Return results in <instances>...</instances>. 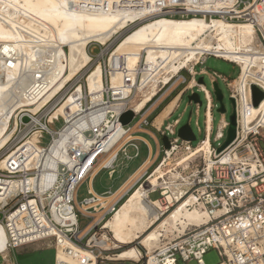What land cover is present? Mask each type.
I'll return each instance as SVG.
<instances>
[{"label":"built area","instance_id":"2783aa9c","mask_svg":"<svg viewBox=\"0 0 264 264\" xmlns=\"http://www.w3.org/2000/svg\"><path fill=\"white\" fill-rule=\"evenodd\" d=\"M124 1H134L138 7L151 5L150 0ZM153 1L158 6L169 3L177 9L158 17H209L251 24L255 31L256 65L243 69L239 61L204 52L197 63H188L177 73H169L168 80L164 81L163 75H168L164 73L148 87L143 84L141 93L137 86L141 85L140 70L144 65L140 63L135 85L129 73L123 71L124 87L129 88V92L123 94V89L112 90L107 81L112 70L110 60L114 58L111 54L107 59L105 90L99 95L92 96L86 82L77 74L66 84L69 88L63 97V91L59 92L36 113L17 111L9 124V130L14 127L15 130L7 144L10 148L2 156L3 168H0V225L8 238L7 252L52 240L54 264H139L142 260L145 264L150 261L153 264H178L179 261L204 264L203 257L210 250L217 252L220 264H264V118L255 113L257 106L252 94L253 86L264 92V0ZM203 8L214 10L208 12ZM209 57L237 67V76L230 79L217 73L210 75L204 68L196 71ZM206 75L211 85L217 83L216 79L222 81L234 104L235 137L223 149L229 121L221 120L212 136V113L218 105L205 85L197 82L198 76L204 80ZM179 87L181 89L170 98L172 90ZM77 88L81 89L75 96L78 110H66L64 116L51 120L57 106ZM185 93H202L206 101L204 136L199 141L189 142L178 137L175 129L180 125L179 119L168 122ZM145 98L146 103L136 110V104ZM172 103V113L165 120L167 124L154 128L150 115L163 104L164 109ZM188 103L195 106V113L202 106V102ZM127 111H132L134 118L139 117L140 130L154 128L166 138L167 146H160L158 162L144 170L116 202L105 203L109 193L98 196L89 192L76 205L79 185L98 169H112L116 156L113 161H106L129 138L132 121L127 125L121 123ZM58 122L62 123L61 127L51 130ZM198 131L200 133L199 128ZM45 134L49 135V141L42 146ZM32 136L37 139L35 144H27ZM102 156L106 157L100 160ZM141 188L145 190L146 203L160 204L161 208L155 206L159 218L183 206L204 212L207 221L201 225L190 224L182 233L171 234L170 238L162 237L159 248L153 250L151 256L147 250L141 253L135 247L140 255L138 260H117L119 253L128 247L113 248L110 233L102 236L103 222L114 214L125 197ZM154 193L159 197L151 200L150 195ZM77 208L87 216L104 213L81 233ZM77 249L89 252L94 260L81 255ZM0 258L3 264L9 262L7 255L0 254Z\"/></svg>","mask_w":264,"mask_h":264},{"label":"bare ground","instance_id":"6f19581e","mask_svg":"<svg viewBox=\"0 0 264 264\" xmlns=\"http://www.w3.org/2000/svg\"><path fill=\"white\" fill-rule=\"evenodd\" d=\"M150 3L138 7L134 1L125 3L124 0H0V150L10 148L6 144H10L15 127L9 130V124L17 111L36 113L41 110L89 64L87 45H106L130 24H135L134 29L117 44L114 58L110 60L111 89H123V94L129 92V88L124 87L123 71L129 73L135 85L142 53L145 54L144 68L140 70L141 85L137 86L141 93L143 84L148 87L164 73L168 74L163 75L164 81L168 80L169 73H177L188 63H197L204 52L239 61L243 69L256 65L255 31L251 24L209 17H158L166 13V9L172 13L177 9L169 3L160 6L153 0ZM203 10L212 12L214 9ZM62 45L68 48L67 54ZM103 80L98 64L86 78V87L92 96L104 90ZM80 92L77 88L65 98L51 120L64 116L66 110H78L75 96ZM151 92L154 94L153 87ZM145 102L146 98L137 103L135 109H141ZM254 111L264 118V98ZM36 140L32 136L27 144L34 145ZM112 155L106 162L113 161L116 154ZM3 162L0 158V168ZM144 195V188L134 189L111 219L103 222V229L111 234L112 247H128L119 253L117 260H138L139 251L130 247L137 240L151 256V252L159 248L163 234H180L190 224L201 225L207 221L204 212L183 206L160 220L155 207L161 208L160 204L149 205ZM0 227V244L6 246L0 254L7 255L8 238ZM77 251L94 260L89 252Z\"/></svg>","mask_w":264,"mask_h":264},{"label":"rangeland","instance_id":"374dc122","mask_svg":"<svg viewBox=\"0 0 264 264\" xmlns=\"http://www.w3.org/2000/svg\"><path fill=\"white\" fill-rule=\"evenodd\" d=\"M166 10H168L167 12H170V9H166ZM175 11H177V10H175ZM134 25L135 24H130L127 27H125L123 30L118 32L113 38H111V40L109 42H107L106 45H100L97 43H91V44L87 45L86 53L89 55V57L92 60L89 62V64L82 71H80V73L78 74V77L82 78L83 81L86 82L85 79L87 78L88 74L97 67L98 60H99L100 61L99 65H101L102 72L104 75L103 81L105 82V76H106V73L108 70L107 59L110 57L111 54L114 53L115 47L123 39V37L125 35H127L130 31H132L131 29H134L133 28ZM62 46H64L65 53L67 54L68 48L65 45H62ZM144 61H145V54L142 53V58H141V61L139 62V64L140 63L143 64ZM64 64L66 65V63H64ZM200 68L206 69L210 75H212L213 73H217L219 75L225 76V77L230 78V79L235 78L238 74L237 67H235L234 65L227 63L223 60L216 59L213 57H209L202 66H197L196 71H199ZM67 72L68 71L66 69V73ZM137 77H138V75H137ZM137 77L135 79V84L137 81ZM109 78H110V76H109ZM109 78H107V81H109ZM199 78H200V76L197 77V80ZM216 82H217L218 87H219V89L222 93V96H223L222 103H223L224 108H225V114L222 115L221 113L217 112L218 108H216L213 111V113H212V119H213L212 136L215 134L220 121L223 119H226L227 121H229V118L233 112V106H232V103H231L230 97H229V90L226 88V86L222 83L221 80L216 79ZM204 83H205L206 89L213 95V90H212V85L210 83V78L207 75L204 76ZM68 88H69V84L65 87L63 92L67 91ZM180 89H181V87L172 90L170 98L175 96L176 93ZM104 90H105V88H104ZM199 95H200V99L202 102V106L199 108L198 113H195V109H196L195 106L189 105V103H188L189 102L188 101L189 93H185L179 100L178 108L174 111V113L172 114V116L170 117V119L168 121V122L172 123L174 120H177V119L180 120V125L175 129L176 132L178 131V129L181 126L188 123L189 126L191 127L197 141L202 139L204 136V120H205L204 114H205V105H206L204 95L202 93H200ZM215 103L219 107V103H217V102H215ZM191 112H192V114H191V116H189ZM137 122H138V119L135 118L130 126H132L133 129H136ZM61 124H62L61 122L56 123L54 126L51 127V130H53V131L58 130L61 127ZM166 124H167V122H166ZM198 128L200 130V133L198 131ZM7 133H9V132H7ZM48 141H49V135L45 134V139L42 142V146H45L48 143ZM149 141H150L152 147L155 149L154 141H152V139ZM6 150H7V148H5L4 150H2L0 152V158H2V156L4 155ZM105 157L106 156H102L100 158V160L104 159ZM156 163H157V160L155 161V164ZM134 169H135V165H133V167L126 169L125 171H122L120 173L117 172L114 176L115 179L113 181L107 179L106 172L101 173L100 176L94 182L95 191L100 193L103 190L108 189L109 187L115 188L117 185V183H116L117 179L116 178L118 176L126 177ZM85 196H87L86 181L82 182L77 189L75 204L77 205ZM158 197H159L158 193H154V194L150 195L151 200H155ZM126 199H127V197H125L124 201ZM77 215H78L79 230L81 231V233H84L90 226H92L95 223V221L98 220V218H100V214H92V215L87 216L79 208H77ZM112 216L113 215L107 216V219L108 220L111 219ZM165 217L166 216H164L163 218H165ZM163 218H160V220H162ZM0 229H1V227H0ZM174 233H176V232L163 234V238H165V237L170 238V235L174 234ZM105 234H107V230H105V232L102 233V236L104 237ZM161 240H163V239L161 238ZM6 242H7V240H6ZM131 246L137 247V249L141 253H144L145 250H147L139 244V240L135 241L133 244L130 245V247ZM5 248H6L5 245L0 244V251H2ZM7 256L9 258V262L7 264H12V263H14V264H54L55 245L52 242V240L40 241V242H36V243L30 244L27 246L20 247V248L15 249V250H9L7 253ZM203 262H204V264H218L221 262V258L218 256V254L215 250H210L206 255H204ZM0 264H3V260L1 258H0ZM122 264H132V263H122ZM139 264H145V260H142ZM178 264H197V263L195 261H190L188 263H182L181 261H179Z\"/></svg>","mask_w":264,"mask_h":264},{"label":"crops","instance_id":"0c3cea01","mask_svg":"<svg viewBox=\"0 0 264 264\" xmlns=\"http://www.w3.org/2000/svg\"><path fill=\"white\" fill-rule=\"evenodd\" d=\"M163 106L164 104L160 106V108L156 109L149 117V120L153 124L154 128H160L166 123L165 120L172 113L174 103L170 105L171 107L168 106L164 109ZM135 118L138 119L136 129H133L131 126V131L128 134L129 138L121 147L117 148L116 152L112 155V157H114L116 154V160L112 169H98L91 177L85 179L87 185V196L89 195V192L98 196L105 194L108 195L109 193V195L105 198V203H114L120 197H122L123 194H125V192L130 188V186L136 181V179L144 170H149L151 167H153L156 160L158 162L159 148L161 145L166 146V144L163 142L164 137H161L154 128L140 130L138 128L140 119L139 117ZM134 119H132V122ZM151 139L155 143V149L152 147L149 141ZM133 165H135V169L130 174H128L126 177L118 176L116 178L117 185L115 188L109 187L100 193L95 191L94 182L101 173L106 172L107 179L113 181L117 172L120 173L125 171L126 169L133 167ZM103 213L104 212L102 211L98 214L101 216Z\"/></svg>","mask_w":264,"mask_h":264},{"label":"water","instance_id":"95a60500","mask_svg":"<svg viewBox=\"0 0 264 264\" xmlns=\"http://www.w3.org/2000/svg\"><path fill=\"white\" fill-rule=\"evenodd\" d=\"M197 82H198V84L205 85L204 80H203L202 77H200ZM212 90H213L214 101L219 103V107L217 109V112H219L221 114L225 113V108H224V105L222 103L223 96H222V93H221L217 83H213L212 84ZM252 94H253L254 105L258 106L259 103L264 98V92L262 90H260L259 88L253 86L252 87ZM188 101H194V102H196L198 104H201L200 99H199V95L197 93L189 95ZM230 101H231L232 106L234 108L233 100L230 99ZM190 115H191V113H190ZM133 117H134L133 112L132 111H127L125 114L122 115L121 123L123 125H127V124H129L132 121ZM235 128H236L235 113L233 111L231 116H230V118H229V126H228V129L226 131V142L223 145L222 149L225 148L227 145H229L231 143V141L234 139V137H235ZM177 135H178V137L180 139H182L184 141L194 142L195 139H196V137H195V135H194V133H193V131H192V129L189 126L188 123L184 124L183 126H181L178 129ZM163 142L167 146V140H166L165 137L163 138Z\"/></svg>","mask_w":264,"mask_h":264},{"label":"trees","instance_id":"16d2710c","mask_svg":"<svg viewBox=\"0 0 264 264\" xmlns=\"http://www.w3.org/2000/svg\"><path fill=\"white\" fill-rule=\"evenodd\" d=\"M123 202H121V204H122ZM218 264H220V263H218Z\"/></svg>","mask_w":264,"mask_h":264}]
</instances>
